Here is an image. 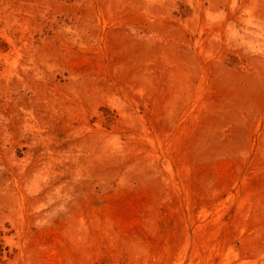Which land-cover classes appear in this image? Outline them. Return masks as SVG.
Wrapping results in <instances>:
<instances>
[{"label":"rangeland","instance_id":"1","mask_svg":"<svg viewBox=\"0 0 264 264\" xmlns=\"http://www.w3.org/2000/svg\"><path fill=\"white\" fill-rule=\"evenodd\" d=\"M0 264H264V0H0Z\"/></svg>","mask_w":264,"mask_h":264}]
</instances>
